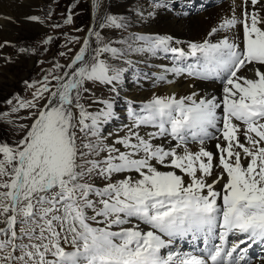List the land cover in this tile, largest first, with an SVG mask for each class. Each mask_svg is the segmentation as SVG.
I'll return each mask as SVG.
<instances>
[{
    "label": "snow or ice",
    "instance_id": "1",
    "mask_svg": "<svg viewBox=\"0 0 264 264\" xmlns=\"http://www.w3.org/2000/svg\"><path fill=\"white\" fill-rule=\"evenodd\" d=\"M237 7L209 32L225 35L187 53L159 35L134 37L140 45L125 50L90 28L70 62L54 65L61 74L25 81L32 99L5 101L30 123L16 125L18 140L0 142V264H251L249 249L264 245V0ZM99 27L126 24L106 15ZM132 52L170 53L166 72L218 80L222 94L130 104L131 125L108 144L100 128L114 118L113 102L97 101L104 107L93 113L82 93L89 82L117 92L126 69L111 61L129 63ZM189 57L196 62L185 65ZM184 240L203 248L173 250Z\"/></svg>",
    "mask_w": 264,
    "mask_h": 264
},
{
    "label": "rangeland",
    "instance_id": "2",
    "mask_svg": "<svg viewBox=\"0 0 264 264\" xmlns=\"http://www.w3.org/2000/svg\"><path fill=\"white\" fill-rule=\"evenodd\" d=\"M38 2L39 4L33 12L39 18V21L27 19L31 17L30 12L27 13L26 10L16 7L13 11L14 14L15 11L17 12L15 15L18 18L8 17L7 21L13 24L11 28L7 27L6 23L3 24L0 22V30H6V34L10 33V36H7L6 39L0 38V45H3V47H0V113H9L7 120L13 121L10 124L7 120L0 119V142H8L11 144L18 140L21 133L16 125L30 123L28 120L20 119V117L28 115L27 110H21L19 113H11L10 106L5 101L17 95L30 100L32 99V91L34 89H28L25 81H42L43 77L50 71L56 75L61 74V72L54 70V65L56 63L67 65L70 62V57L74 56L79 50L91 24L92 0H38ZM129 2L130 0H102L99 20L93 28L101 33L105 43L111 42L112 46L125 50L129 45L132 47H138L140 45L141 42L134 41V37L150 36L147 34V31L140 29V26L147 23L149 18L152 20L155 19L156 16L153 15L155 9H157L156 5L160 3V0H136L135 2ZM180 9L182 10V8ZM150 10L152 11L150 12ZM159 11L160 16H168L172 13V11L166 8ZM201 12L199 11L197 13L201 15ZM187 14V11L185 13L183 12V16ZM68 15L72 16L71 24L64 23ZM106 15L123 18L126 27L123 29H101L99 25L103 22V18ZM50 37V42L47 44L44 43ZM74 37L78 38L79 42L72 41ZM91 43L92 47L96 46L95 37H92ZM20 49H25L26 51L21 52ZM69 49H71V52H69ZM5 51L8 53L7 57L2 54ZM61 52H64L66 55L61 56ZM149 56L150 54L132 52L126 56V60L129 63L111 61L118 67L126 69L117 87V92L110 91L111 86L89 82L86 84V87L90 91L82 93L81 103L84 104L88 111L93 113L104 107L103 103H98L97 101H112L113 110L115 109L117 113L121 110L119 108L125 109L124 106L126 104L124 103V99L128 94L125 88H131L132 84L130 83L136 84L147 78L150 80L152 77L153 73L151 69L146 71L144 69L147 66L146 62H140L148 59ZM138 62H140L139 66ZM140 65L143 68H140ZM52 84L54 85L55 81H52ZM37 87H39V84H37ZM146 102L140 100V105L137 107L136 104L133 107L139 110ZM121 105L124 106L121 107ZM120 120L122 122L125 119ZM126 132L121 135L112 119L105 122L100 128V133L106 138L108 144H112L118 136L122 137ZM78 135L80 134L78 133ZM117 147L120 146L117 145ZM235 239V237H232L230 241Z\"/></svg>",
    "mask_w": 264,
    "mask_h": 264
},
{
    "label": "bare ground",
    "instance_id": "3",
    "mask_svg": "<svg viewBox=\"0 0 264 264\" xmlns=\"http://www.w3.org/2000/svg\"><path fill=\"white\" fill-rule=\"evenodd\" d=\"M132 1L135 2L136 0H130V2ZM168 1L169 0H160V4H167L168 6L157 7L153 15L156 16L155 19L152 20L151 18H149V21L142 24L140 26V29L147 31V34L150 36L159 35L172 37L173 39L171 41V46L181 48L186 53L189 50L188 45L190 43H202L205 39H208L211 42L215 43L223 35H225V33L221 32L214 36H209V32L212 30V28L217 27L222 19L232 15L233 7H236V13L239 14L240 8L237 6L241 3V0ZM93 3L94 0H92L91 4L93 5ZM38 4V0H0V22H2L3 24L6 23L7 25H5L11 28L13 24L7 21L8 17H16L15 14H17V12L15 11L14 14L13 9H15L16 7L19 9H24L27 11V13L30 12L31 16H35L33 10L36 9ZM101 4L102 0H99V8L93 7L94 15L91 21V24H93L92 29L98 23ZM164 8L169 9V11H172V13L168 16H160L159 10H162ZM180 8H182V10ZM185 10L188 12V14L183 16V12H186ZM151 11L152 10H150V12ZM199 11H202L201 15L197 13ZM6 32V30L3 31L1 29L0 38L6 39L7 36H10V33L6 34ZM2 54L6 55V57L8 56L7 51L2 52ZM140 62H146L147 66L144 68L145 71L151 69L153 74L150 80H148L147 78L141 82L137 81L138 83L136 84L130 83L132 84V87L129 89L125 88L128 93L124 99V103L126 104V106L121 105V107L124 106L126 110L124 108H119L121 110H119L118 113L115 111V109L113 110V112L116 113L112 120L115 122V127L118 128L121 135L126 132V126H129L132 123L129 116L130 104L132 105V107L133 105L135 106L137 104L138 107V105H140V100H142L143 102L149 101L153 97V95L160 97L175 95L177 98H180L196 93L197 97H211L214 95L219 98L222 94V84L218 80H202L194 77H189L186 74L176 76L171 72H166V69H169L173 66V58L172 54L170 53H158L155 56L150 55L148 59L142 60ZM140 62H138V66ZM195 62V58L189 57L186 61H184V64H192ZM140 68L143 67H141L140 65ZM160 75H166L167 81H171V83H168L166 81H158L157 77H159ZM120 119L125 120H122V122H120ZM152 130L153 129L151 128L143 129L141 130V134L143 135L145 131ZM215 143V140L209 141L207 143V149L209 151L216 152ZM191 147L193 150H196L198 145L192 144ZM201 248H203V244L200 241L194 243L190 240H184L179 241L178 245H176L173 250L199 254ZM261 256H264V245H253L249 249L248 257L251 261V264H260Z\"/></svg>",
    "mask_w": 264,
    "mask_h": 264
},
{
    "label": "water",
    "instance_id": "4",
    "mask_svg": "<svg viewBox=\"0 0 264 264\" xmlns=\"http://www.w3.org/2000/svg\"><path fill=\"white\" fill-rule=\"evenodd\" d=\"M93 15H94V11H93V9H92V12H91V15H90V23H91V21H92V19H93ZM92 27H93V24H90V26H89V28H88V31H89V29L92 28ZM88 31H87V33H86V36H88Z\"/></svg>",
    "mask_w": 264,
    "mask_h": 264
}]
</instances>
